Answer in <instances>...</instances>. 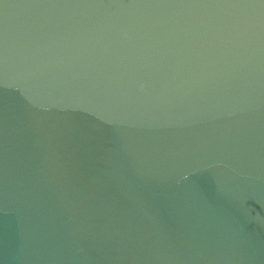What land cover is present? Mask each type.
<instances>
[{"label": "water", "instance_id": "obj_1", "mask_svg": "<svg viewBox=\"0 0 264 264\" xmlns=\"http://www.w3.org/2000/svg\"><path fill=\"white\" fill-rule=\"evenodd\" d=\"M0 264H264V0H0Z\"/></svg>", "mask_w": 264, "mask_h": 264}]
</instances>
